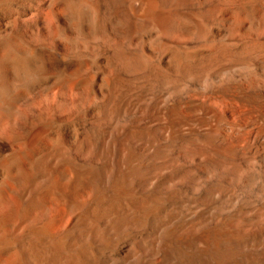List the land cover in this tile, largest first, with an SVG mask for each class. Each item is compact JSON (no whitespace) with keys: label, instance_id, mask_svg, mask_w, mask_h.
<instances>
[{"label":"bare ground","instance_id":"obj_1","mask_svg":"<svg viewBox=\"0 0 264 264\" xmlns=\"http://www.w3.org/2000/svg\"><path fill=\"white\" fill-rule=\"evenodd\" d=\"M3 227L8 264H264V0H0Z\"/></svg>","mask_w":264,"mask_h":264},{"label":"rangeland","instance_id":"obj_2","mask_svg":"<svg viewBox=\"0 0 264 264\" xmlns=\"http://www.w3.org/2000/svg\"><path fill=\"white\" fill-rule=\"evenodd\" d=\"M39 229L41 228V226L40 227H38ZM37 228V229H38ZM38 229V230H39ZM42 229V228H41ZM40 229V230H41ZM38 230H36V229H34V230H32V231H30V232H32V234L34 235V236H36V238L38 239V246H40V241H41V246H40V250L42 249V248H47L48 249V247L46 246L47 244H46V235L45 234H43L44 232L43 231H41V232H38V233H35L36 231H38ZM39 230V231H40ZM8 231V227H3L2 229H1V232H0V245H2V246H0V264L2 263V264H8V260L12 263L15 259H16V257H13V258H11L14 254H16V253H18V252H16V251H18L19 249H20V244H18L16 241H15V239H13L12 238V236H9V233L7 232ZM39 235V236H38ZM7 236V237H6ZM41 237L43 238L42 240H41ZM13 243H12V242ZM15 241V242H14ZM43 241V242H42ZM6 243V244H5ZM16 243V244H15ZM43 244H45V245H43ZM19 245V246H18ZM44 246V247H43ZM2 247V248H1ZM3 247H4V249H3ZM12 247V248H11ZM17 248V250H15ZM19 248V249H18ZM6 249V250H5ZM39 250V251H40ZM43 250V249H42ZM40 251V252H43V251ZM45 251H46V249H44ZM20 251V250H19ZM48 251V250H47ZM12 252H13V254H12ZM16 252V253H15ZM10 254H12V256L10 255ZM3 255V256H2ZM6 256V257H5ZM8 256H10V257H8ZM8 257V258H7ZM6 258V259H5ZM4 260V261H3Z\"/></svg>","mask_w":264,"mask_h":264}]
</instances>
